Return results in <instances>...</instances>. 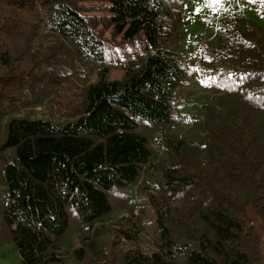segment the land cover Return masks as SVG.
I'll return each instance as SVG.
<instances>
[{"label":"trees","instance_id":"1","mask_svg":"<svg viewBox=\"0 0 264 264\" xmlns=\"http://www.w3.org/2000/svg\"><path fill=\"white\" fill-rule=\"evenodd\" d=\"M231 1L0 0V264H264V0Z\"/></svg>","mask_w":264,"mask_h":264},{"label":"rangeland","instance_id":"2","mask_svg":"<svg viewBox=\"0 0 264 264\" xmlns=\"http://www.w3.org/2000/svg\"><path fill=\"white\" fill-rule=\"evenodd\" d=\"M212 4H215L219 9L224 10L227 8V4H231L232 7H235V4L231 0H217V2L213 3V0H186L183 10L187 13H192V14H202L206 13L208 10H211ZM96 4L92 2L84 3L83 6L85 7H93ZM99 6V5H98ZM103 6V4H101ZM233 10H240V9H235L232 8ZM245 14L251 18L252 16L249 15L247 8H243ZM104 14V13H102ZM87 15H94L96 16L95 12H88ZM106 15V14H104ZM123 75V71L119 69H112L110 70L107 79L114 81L118 80L121 78ZM148 214L149 216H152V212L150 209H148Z\"/></svg>","mask_w":264,"mask_h":264},{"label":"snow or ice","instance_id":"3","mask_svg":"<svg viewBox=\"0 0 264 264\" xmlns=\"http://www.w3.org/2000/svg\"><path fill=\"white\" fill-rule=\"evenodd\" d=\"M217 2V0H213V3Z\"/></svg>","mask_w":264,"mask_h":264}]
</instances>
